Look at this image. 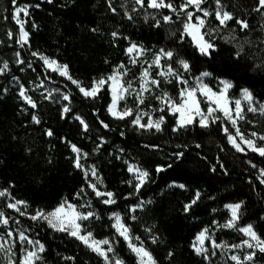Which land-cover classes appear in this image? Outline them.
Masks as SVG:
<instances>
[{"label":"trees","instance_id":"trees-1","mask_svg":"<svg viewBox=\"0 0 264 264\" xmlns=\"http://www.w3.org/2000/svg\"><path fill=\"white\" fill-rule=\"evenodd\" d=\"M131 2L111 0L115 12L109 0H52L51 3L17 0V5H30V17L26 19L29 51L44 53L67 64L73 78L86 87L93 78L111 74L121 63L126 65L129 61L126 49L136 42L148 50H173L174 61L187 60L188 72L170 61L185 79L209 72L210 86L216 88L217 81L225 79L234 85L231 96L237 97L243 88H248L255 99L264 102V8L256 10L258 0H221L233 19L226 26L219 25L216 19L209 21L208 25L219 30L212 34L216 47L208 56L199 52L191 36L185 34L181 39L182 23L170 9H151L146 7L147 3L140 7ZM172 2L177 5L183 0ZM17 5L12 0H0V54L8 60L12 76L22 80L37 107L32 108L21 99L19 88L0 84V190L8 188L12 198L28 204L26 215L4 204L0 210L12 223L19 221L17 225L30 238L45 245L44 264H105L102 257L80 240L52 230L44 221L30 219L36 209L52 210L65 198L78 206L83 204L76 194L87 188V179L84 171L75 167L76 155L71 144L89 154L87 161L102 176L105 190L116 194L117 202L106 205L88 190L87 200L96 215L84 221L83 226L97 238H110L116 255L125 264H138V260L116 232L111 217L114 212L122 214L131 234L143 241L157 264H210L191 247L197 233L206 227L215 230L217 242L236 244L244 239L235 229L217 226L229 220L230 212L225 205L230 203L243 202L239 225L251 223L264 238V184L260 182L264 157L253 151H237L229 143L220 121L209 127L195 123L174 131L176 115L167 106L155 113L165 118L161 131L138 130L130 119H117L108 112L111 95L107 86L91 98L65 80L63 89L70 97L67 106L71 111L63 113L64 104L46 99L33 88L31 80L38 74L29 70L25 76L15 65L19 26L12 15ZM162 15H171L173 23H164ZM237 20L246 21L248 28H242ZM33 23L37 27L33 28ZM9 31L13 33L11 38L7 35ZM113 32L119 35L113 37ZM225 37L234 39L229 42ZM241 44L244 51L237 57L235 53ZM37 70L43 73L38 65ZM181 87L177 80L161 79L159 89L177 100ZM153 103L158 105L156 101ZM33 115L38 116L39 124L32 120ZM77 116L88 125L87 130ZM243 124L245 131L264 136L262 114L246 112ZM49 129L52 136L46 134ZM259 143L262 145L264 141ZM176 153L183 155L178 158ZM128 163H136L150 174L139 192L134 187ZM158 166L164 171L158 173ZM180 184L185 187H178ZM196 192L200 193L199 200L185 212L184 206ZM140 204L142 207L131 212V207ZM153 236L157 237L155 243ZM252 264H264V253L257 251Z\"/></svg>","mask_w":264,"mask_h":264},{"label":"snow or ice","instance_id":"snow-or-ice-1","mask_svg":"<svg viewBox=\"0 0 264 264\" xmlns=\"http://www.w3.org/2000/svg\"><path fill=\"white\" fill-rule=\"evenodd\" d=\"M49 3L52 0H48ZM206 2V0H183L178 6L175 5L172 0H147V8L151 9H170L173 13L176 14L177 19L182 23V32L181 39L186 34L191 36L193 41L195 42L199 52L205 56L211 54L210 50H215V42L213 38V32H217L218 28H207V30L202 31V29H206V18L213 13L209 12L207 9L203 8L202 5ZM13 5H17V0H12ZM134 3L139 5L140 7H145V0H134ZM216 5L218 6L214 15L216 19L219 21V25L226 26L228 21L233 19V14L229 11L224 10L225 6L221 5V0H215ZM259 7L256 9L259 11L261 8H264V0H258ZM109 6L111 8V0H109ZM30 5H17L14 8V12L12 15L13 20L19 26V33L17 43L23 47L29 41L30 33L26 30L25 25L28 23V20L22 19L21 14L24 17H30L29 13ZM39 7V5H36ZM189 8H194L195 11H189ZM113 12L116 11L115 8H111ZM135 11V9H133ZM203 13V16L197 15V13ZM183 17V19H181ZM128 19H132V16L129 15ZM162 19L164 23H173V18L171 15H162ZM238 24L241 25L242 28H248V23L244 20H237ZM160 25V20L156 21V26ZM32 27H37L34 23ZM93 31H96L93 29ZM175 33H173L174 35ZM9 38L13 36V33L9 31L7 33ZM119 34L117 32H113L112 36L117 37ZM207 37V38H206ZM225 40L230 42V39H234V37H225ZM149 50L144 48L143 45L138 44L136 42H131L130 45L126 49V53L129 56V63L135 65L139 63V58L142 57ZM244 46L243 44L238 46V51L235 53L237 57L243 54ZM33 56H38L40 60L43 61V64L54 72H58L61 76L66 77L71 81L72 84L76 85L79 91L85 97L95 98L97 97L101 90L107 86L111 93V103L108 106V112L117 119H125L126 117L133 116L135 112V118L132 120L133 125H137L140 128L153 129L156 131H161V126L165 123V118L161 115L157 119H153L151 115L148 113H142L139 109L140 104H144V93L150 92L152 85L159 88L161 84V80L153 78L151 74V69L153 67L159 68L161 66L162 60L173 61L174 63H178V65L185 71H190V64L187 60L180 58L178 61H174V53L173 50H165L164 48H160L158 51L153 53V58L147 67H144L139 80L140 87L139 90L133 88L132 81L125 80V77L128 75V68L125 64L121 63L117 65L111 74L107 76H101L99 78H93L90 85L87 87L84 86L82 81L74 79L73 76L69 72V66L67 64H60L56 59L50 58L47 55H43L39 52H33ZM16 56L19 58L20 53L17 52ZM18 63L23 64L24 61L22 59L17 60ZM9 65L7 62L3 63V66L0 67V74L4 73L8 69ZM29 67L31 64L29 63ZM158 76L162 77H175L178 80V83L188 85V81L184 79L183 74L178 70L172 67V64L169 63L167 65L166 71H160L157 73ZM211 73L203 72L200 77H197V85L198 86H187L181 88L179 92V102L176 99L169 96L167 92H163L160 96L156 97L161 100V102L167 106V108L171 111L172 114H179L177 119V126L173 130L176 131L179 128H184L189 125H193L198 123L201 127H209L211 123H215L217 120L221 119V116L216 115V113H222L223 118H226L232 125L235 127V135L229 133L227 127L223 128V131L227 133V139L233 147L240 152L245 151L244 147L241 144L246 145L247 148L253 152L258 153L260 156L264 157V144L258 146L256 139L257 133H251L250 137H246L244 133L240 130L239 127H236L237 121L244 118L243 112L244 108L242 107L241 99L234 100V109L231 107L232 101L228 96V90L234 87L231 81L223 80L220 83L222 84V88L218 91H214L207 84H204L203 77L210 76ZM13 79H16L15 77ZM170 82V81H169ZM43 81H41V84ZM53 91H59V89H54ZM135 93L136 99L138 101L137 107L135 109L129 108L126 105L122 110L118 108V105L121 101L126 99V94L131 95ZM197 93L200 96L206 98L209 102L208 106L205 109L201 107V99L198 97ZM242 100L247 102V111L248 112H256L259 111L264 113V103H257L253 93L248 88H243L241 90ZM52 95L51 92L48 93V96L45 97L50 98ZM19 96L21 99L30 105L32 108H36V102L27 94V89L24 88L23 85L20 87ZM63 100L68 101L70 99L68 94L63 95ZM215 105V107H213ZM164 109H160L163 111ZM71 109L66 105L63 108V113H69ZM235 113V115H233ZM148 115L147 123H141L143 116ZM198 118V120H197ZM83 125L84 129H88V125L81 119L80 117H76ZM32 120L39 124L40 119L37 115L32 116ZM101 123H103L101 121ZM104 127H108L107 124H104ZM46 134L48 136H52L53 132L49 129ZM239 140V142H238ZM259 140L264 141V136H259ZM199 147V145H197ZM71 149L74 153H76L75 157V167L83 168L84 165L81 163L82 158H86L89 154L86 152H82L80 148H78L75 144H71ZM178 158L183 155V153L175 154ZM251 163V162H249ZM256 167L255 164L252 165ZM171 167V165H169ZM128 171L134 173L135 180L137 183L134 185L137 192H139L140 188L148 181L150 178V174L147 170H142L137 166H129ZM156 171L159 173L164 171V168L158 166ZM85 177L87 178L89 175L97 177V172L95 166H93L90 170L84 172ZM260 182L264 184V169H260ZM129 184L132 181H128ZM93 189L95 195L97 197H107L102 200V203L106 205L115 204L117 201L115 199V193L112 191H100L97 188L96 183L89 182L88 185ZM180 188H184L185 185H178ZM83 189H81V192ZM11 193L8 188H4L0 190V197L10 196ZM77 196L80 193L76 194ZM131 195V194H130ZM200 198V193L196 192L195 197L189 204L184 206V211L187 212L189 209L197 203ZM14 202H10L6 204V207L9 209H14L20 213V215H26V211H22L20 206L23 205L25 209L28 208V204L23 200H16L13 198ZM234 203L226 205L227 208L231 211V218L224 225H217L218 227L224 228H234L236 227L237 221L240 219V209L241 204ZM90 206V204H89ZM78 207H84V205L77 206L75 204L70 203L67 198L62 200L58 206H56L52 211H45L44 209H36L34 214L30 215V219L33 221L41 220L47 223V225L54 231L65 232L72 237L80 240L85 246L95 252L97 255L103 258L105 264H125L124 260L119 258L115 254V249L113 247V242L109 239L97 240L91 231H87L82 227V222L88 221L90 218L95 216L96 214L93 211L81 212L78 210ZM136 207H142V204L137 205ZM131 211H135V207L131 209ZM114 217L115 224L114 228L118 235L127 242V246L132 253L135 254L138 260V264H157L156 259L153 257L152 253L144 246L143 241L140 240L139 237H133L131 234V229L128 225H126L122 217L119 213H112ZM135 219V217H133ZM10 218L5 216L3 210H0V225L7 226L9 224ZM19 221H17L18 223ZM215 223V222H214ZM148 231H151L150 229ZM209 228L202 229L199 233H197L191 247L198 255H205L207 257L208 249L204 247L206 240H211L213 248H220L221 245L217 244L214 239H211L209 235ZM237 231L245 234L249 239H244L239 244H232L231 246L224 245V247L231 248H241L246 247L248 249H252L251 252L244 255L243 260H241L239 255H232L230 259L235 261L236 264H244L245 261H253L254 257L257 255V251L259 253H264V238H262L258 233L254 230V226L250 223L247 226L237 228ZM6 236L11 238L13 236L12 231H8ZM18 240L20 243V249L22 254L16 258V252L14 251V246L16 245V241L9 239H4L3 236H0V252H3L7 257V264H44L43 253L46 250V247L39 240L30 239L27 235H25L24 231H18ZM139 241V243H134L133 241ZM153 243L156 242L157 237H152ZM32 245V249L23 247L24 244ZM107 245V248L103 247ZM109 253L113 255L110 256ZM215 255V252L212 253ZM172 253H169L171 256ZM71 259V258H67Z\"/></svg>","mask_w":264,"mask_h":264},{"label":"rangeland","instance_id":"rangeland-1","mask_svg":"<svg viewBox=\"0 0 264 264\" xmlns=\"http://www.w3.org/2000/svg\"><path fill=\"white\" fill-rule=\"evenodd\" d=\"M131 1H132L131 2L132 5H137V4L134 3V0H131ZM145 3H147V0H145ZM178 5L179 4H177V6ZM202 7L207 9L209 12L213 13V15H210L209 17L206 18V21H207L206 29H202V31H205V30H207V28H212L210 25H208V23H209L210 20L216 19L214 13H215V11H216L218 6L216 5L215 0H206V2L202 5ZM224 10H226V9L224 8ZM189 11H195V10H194V8H189ZM174 15H176V14L174 13ZM197 15L203 16V13L202 12L201 13H197ZM21 18L25 19V20L27 19V17H24L23 14H21ZM181 19H183V17H181ZM25 28H26V25H25ZM28 43H29V41H28ZM27 44H25L23 47H21L20 44L16 43V45H15L16 47H15V50H14V62H15V65L19 66L21 68V71L24 72L25 76H27L29 74V70H32V72L37 73L38 75L36 77L33 76L32 80H31L33 88H35L37 91H39L41 94H43L44 97H47L48 93L51 92L52 93L51 97L47 98V99L59 100L62 104H64V107H65L67 105L68 101L63 100V98H62L63 95L66 94L64 89H63V86L65 84V80H68V79L66 77L61 76L58 72H54L51 69H48L43 64V61L39 59L38 56H33L32 55V53L36 52V51H29V49L27 47ZM194 44H195V42H194ZM156 51H158V50H149L147 53H145L142 57L139 58V63H137L135 65L129 63V61L126 64V66L128 68V75L125 77V80L132 81L133 88L139 90V87H140V80H139L140 74H141L143 68L147 67L148 64L151 62V60L153 58V53H155ZM17 52L20 53L19 58L16 56ZM39 53H41V52H39ZM41 54L46 55L44 53H41ZM48 57H50V56H48ZM50 58H53V57H50ZM18 59H22L24 61V63L23 64L18 63L17 62ZM4 62H7L9 67L4 73L0 74V84L3 85V86H6V87H17L20 90L21 85H23L22 80L19 77H17V76H12V71L13 70L10 67V64H9L8 60L3 55L0 54V67L3 66ZM29 63L31 64V67H29ZM169 63H170V61L162 60L161 66L159 68L153 67L151 69L152 77L156 78V79H159V80L163 79L165 81L177 80V78H175V77H167V78H165V77L157 75V73H159L160 71H166L167 70V65ZM60 64H62V63H60ZM37 65L41 68L43 73H38ZM210 76L203 77V81L202 82L204 84H207L214 91L220 90L222 88V84L220 82L225 80V79H219L217 81L216 88H214V87L210 86L208 84V82H207V79ZM14 77L16 79H13ZM197 77H200V75L197 76ZM197 77L192 78L190 80L185 79V77H184V79L188 81V85L182 84L181 88H184V87H187V86H198L197 85V80H196ZM41 81H43L42 84H41ZM150 87H151V91L144 93L145 102H144V104H140L139 105V109H140V111L142 113H148L149 115H151V117L155 120V119L160 117V116H156L155 113L156 114L159 113L160 109H162V108H164L166 106V105H164L161 102V100L157 99L156 97L160 96L163 92H166V91H164L162 89H159V88H157L154 85H152ZM24 88L26 89L25 86H24ZM181 88H180V90H181ZM54 89H59V91H53ZM230 91H231V89L228 90V96H229L230 100L232 101L231 107L234 109V107H235L234 100L235 99H241L242 107L244 108V112H243L244 118L237 121L236 127H239L240 130L244 133V135L246 137H250L251 133H256V132L245 131L244 130L243 121L246 119V112H248L247 111V102L242 100V93L241 92H240V94L237 97H233V96H231ZM27 94H28V92H27ZM110 95H111V93H110ZM197 95L201 99V107H202V109L206 110L209 102L206 100V98H204L203 96H200L199 93H197ZM169 96H171V95L169 94ZM255 100H256L257 103H264V102L258 101L257 99H255ZM153 101L158 102V105H155L153 103ZM177 102H179V97L177 99ZM110 103H111V101H110ZM137 104H138V101L136 99L135 93H132L131 95H127L126 94V99L119 103L118 108L120 110H122L124 108V106L126 105L129 108L135 109L137 107ZM213 107H215V105H213ZM256 112H258V113H260V114H262L264 116V113H261L259 111H256ZM175 115H176V126H177V119H178V115L179 114H175ZM216 115L221 116V119L217 120V121H220L222 123L223 128L227 127L228 130H229V133L235 135V131H236L235 127H233V125L226 118H223V114L218 112V113H216ZM233 115H235V113H233ZM126 118L130 119L131 120V125L136 127L138 130H150V129H146V128H140L139 126L132 124V120L135 118V112H134L133 116H129V117H126ZM147 120H148V115H144L141 123H147ZM197 120H198V118H197ZM153 129H155V128H153ZM259 136H263V135L257 133V137H254V139H256V142H257L258 146L261 145L259 143V141H260L259 140ZM238 142H239V140H238ZM241 146L244 147V149H245V151H243V152L251 151V150H249L247 148L246 145L241 144ZM75 155H76V153H75ZM81 163L84 165V167L82 168V170L84 172L90 170L93 166H95L92 163L87 161V157L86 158H82ZM130 165L131 166H137L140 169H142L136 163H128V168H129ZM95 169H96V172H97V176L99 177V180H97V177L89 175L86 178L87 179V188L84 189L82 192H80V195L77 196V198L79 200L83 201L82 205H84V207H78V210L81 211V212L93 211L96 214V212L93 209L92 204L90 203L89 200H87L88 190L93 191V189L88 186L89 182L96 183L97 184V188L100 191H102V192L107 191V190H105V184L103 182L102 176L99 174V172H98L96 167H95ZM142 170H144V169H142ZM131 174L133 175V177L135 176L134 173H131ZM134 181H135V184H136L137 181L135 180V178H134ZM94 194H95V192H94ZM100 198L103 200V199H106L107 197H100ZM10 202H14L11 195L10 196H6V197H0V206L2 204L6 205L7 203H10ZM70 203H72V202H70ZM72 204L77 205L76 203H72ZM89 204H90V206H89ZM230 204H234V203H230ZM226 205H228V204H226ZM226 205H225V208H227ZM241 207H242V204H241ZM20 208H21L22 211H27V209H25L23 205H21ZM132 208L133 207H131V209ZM136 208L137 207L135 206V209ZM227 209L230 212V218H231V211H230L229 208H227ZM12 210L14 212L20 214L16 210H14V209H12ZM52 210H49V211H52ZM131 212H133V211H131ZM115 213H119V212H115ZM119 214L121 215L122 220H123L122 214L121 213H119ZM240 215H241V209H240ZM111 217L113 219V226H114L115 220H114V217L112 216V214H111ZM16 222H17V220L15 222H13V223H12V221H9V224L7 226L0 225V228H2V229H0V236H3L4 239H9L10 241L15 240L17 242L16 245L14 246V251L16 252V258H18L22 254V251L20 249V243H19V240H18V231H24V229L20 225H17L18 223H16ZM238 222H239V220L237 221L236 227L231 228V229L237 230V228H239V227H244V226H240ZM245 226H247V225H245ZM82 227L84 228L83 222H82ZM209 230H210L209 231V235L211 236V239L215 240V230H212V229H209ZM8 231H12L13 232V236L11 238L6 236V233ZM25 235H27L26 232H25ZM243 235H244V239H249L245 234H243ZM132 236L136 237L134 235H132ZM95 238L97 240L109 239L110 241H112L110 238H97V237H95ZM30 239H32V238H30ZM244 239H242V240H244ZM241 241H239L236 244L241 243ZM0 242H2V241H0ZM133 242L137 243V244L139 243V241H135V240ZM216 243L220 244L221 247L220 248H213L211 240H206L205 241L204 247H206L208 249V253H207V257L208 258H206V259L208 260V262L210 264H236L235 261H232L230 259V257L232 255H239L241 260H243L244 255H246L247 253L252 251V249H248L246 247H241V248L227 247L226 248V247H224V245L231 246L232 244H228V243H225V242H217L216 241ZM23 247L28 248L29 250L32 249V245H28L26 243L23 245ZM103 247L107 248V245H104ZM113 247H114V244H113ZM213 252H215V255L212 254ZM109 255L112 256L113 254L109 253ZM203 256L205 257V255H203ZM252 262L253 261H250V262L249 261H245L244 264H252ZM0 264H7V257L5 256V254L3 252H0ZM38 264H39V262H38Z\"/></svg>","mask_w":264,"mask_h":264}]
</instances>
